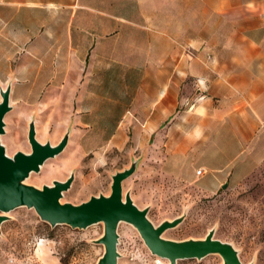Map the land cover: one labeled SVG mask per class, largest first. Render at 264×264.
I'll use <instances>...</instances> for the list:
<instances>
[{
	"label": "rangeland",
	"instance_id": "1",
	"mask_svg": "<svg viewBox=\"0 0 264 264\" xmlns=\"http://www.w3.org/2000/svg\"><path fill=\"white\" fill-rule=\"evenodd\" d=\"M29 56L33 58L28 53L22 58ZM138 71L142 78L147 70ZM132 72L111 70L112 97L144 96L143 92H129L138 77ZM209 72L215 78L221 75L217 69ZM89 81L68 79L62 85L33 86L28 79H20L14 84L13 108L4 117L5 133L1 135L9 156L31 151L27 140L30 120L35 121L41 142L56 144L70 130L63 151L47 159L39 172H31L26 182L41 187L65 180L73 172L72 185L61 200L79 203L90 195L108 194L112 174L137 160L135 172L123 181L124 193L129 191L139 208H148L147 216L155 225L185 214L163 237L201 238L214 228L216 238L239 251L242 263L264 264V149L259 147L264 138L259 134L251 141L226 126L221 131L220 125H212L211 115L225 110L221 85H203L198 79L196 85L182 86L185 97L196 93L195 109L209 114V124L203 125L202 117L192 113V117L182 116L180 127H173L169 118L150 132L146 117L129 111L121 116V108L106 118L78 116L76 105ZM29 86L37 90L35 94L29 93ZM192 105L194 102L185 103L182 109ZM200 168L206 170L202 175L197 174ZM6 215L9 218L0 225V264H96L104 251L102 244L93 241L102 234V223L85 229L66 224L52 227L25 206ZM117 232L118 264H168L166 258L150 252L131 224L120 222ZM176 264H222V258L210 254L177 260Z\"/></svg>",
	"mask_w": 264,
	"mask_h": 264
},
{
	"label": "crops",
	"instance_id": "2",
	"mask_svg": "<svg viewBox=\"0 0 264 264\" xmlns=\"http://www.w3.org/2000/svg\"><path fill=\"white\" fill-rule=\"evenodd\" d=\"M116 69L132 70L138 77L129 92L144 96L112 97ZM138 70H147L143 79ZM85 78L78 116L106 118L121 108V116L146 117L153 132L169 118L180 127L182 116L195 113L207 125L196 93L182 94L199 79L221 85L225 110L211 115L214 127L264 138V0H0L1 86L12 81V94L20 79L35 86Z\"/></svg>",
	"mask_w": 264,
	"mask_h": 264
},
{
	"label": "water",
	"instance_id": "3",
	"mask_svg": "<svg viewBox=\"0 0 264 264\" xmlns=\"http://www.w3.org/2000/svg\"><path fill=\"white\" fill-rule=\"evenodd\" d=\"M11 86L12 81L5 86L0 85V225L9 218L7 212L20 206L33 208L39 218L52 227L66 224L71 228L85 229L102 223V234L93 240L104 247L96 264H118L120 253L117 249V228L120 222L135 227L150 252L166 258L168 264H176L181 259H202L210 254H218L222 258V264H244L232 243L215 237L214 228L209 229L201 238L173 240L163 237L162 234L167 229L174 228L183 221L185 214L155 225L147 216L148 208H139L130 192L124 193L123 181L135 172L137 160H133L129 167L112 174L108 194L90 195L79 203L61 200L64 192L72 185L73 172L65 180H53L51 184H43L41 187L28 184L26 179L31 172H39L47 159L63 151L68 144L70 130L56 144L41 142L36 137L35 121L30 120L27 140L31 151H16L9 156L1 142V135L5 133L4 117L13 108L10 103Z\"/></svg>",
	"mask_w": 264,
	"mask_h": 264
},
{
	"label": "built area",
	"instance_id": "4",
	"mask_svg": "<svg viewBox=\"0 0 264 264\" xmlns=\"http://www.w3.org/2000/svg\"><path fill=\"white\" fill-rule=\"evenodd\" d=\"M206 170L204 168H200L198 171H197V174L198 175H202Z\"/></svg>",
	"mask_w": 264,
	"mask_h": 264
}]
</instances>
